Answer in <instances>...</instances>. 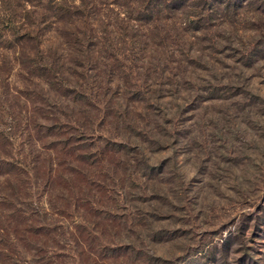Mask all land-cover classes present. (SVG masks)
I'll use <instances>...</instances> for the list:
<instances>
[{
	"label": "rangeland",
	"instance_id": "obj_1",
	"mask_svg": "<svg viewBox=\"0 0 264 264\" xmlns=\"http://www.w3.org/2000/svg\"><path fill=\"white\" fill-rule=\"evenodd\" d=\"M8 6L24 15L0 0V263L264 264V0H177L170 18L130 0L146 19L116 27L123 7L74 11L41 54L4 35ZM94 34L116 60L55 50ZM44 86L59 107L31 111Z\"/></svg>",
	"mask_w": 264,
	"mask_h": 264
},
{
	"label": "trees",
	"instance_id": "obj_2",
	"mask_svg": "<svg viewBox=\"0 0 264 264\" xmlns=\"http://www.w3.org/2000/svg\"><path fill=\"white\" fill-rule=\"evenodd\" d=\"M11 1H13V6L22 8V10L24 11V15L21 17V21H15V17L18 18V16L16 13H14L11 7L8 6L7 10L9 12L6 13V15H3L1 18V21H2L1 28L2 30H4V35L6 34V31H11L12 32L11 35L13 36V33H14V36H16L18 39H24L25 37H28V36L32 37L34 41L35 40L37 41V45L35 44V52H38L40 54L45 53V51L49 53L50 50L52 49L50 46L51 45L50 43L49 45H45L46 49H44L45 47L41 48L39 44L40 43L43 44V41L49 42L51 41V39L56 40L55 37L59 35L57 34L59 33L57 27H58L59 22L62 21V18L60 16L63 14H70L71 12H74V11L85 12V14L89 16V18L91 19V16L95 12H101V11L106 12V10H112L113 9L112 6H114L116 8L123 7L124 11L120 12V11L114 10L115 11L114 12L115 14L113 13L114 16L112 18L106 19L107 26L116 27L119 24L120 25L123 24L126 26V25H129L131 22H136L137 20H140V19H146V16L145 18L143 17V15L145 14L142 12L139 13L140 15L136 13L135 18L131 17L132 15L130 14L132 13V10L129 9V6H128L130 0H109L107 2L105 0H78V3H75L74 0H11ZM140 1H143V0H140ZM144 1L147 2L148 7L143 8V11L148 12L147 16L149 18H151L153 13L158 14L163 10H165V14H166L164 17L170 18V15L167 12V10H169L170 7H173L177 0H144ZM125 4H127L126 7H124ZM39 9H40V13H38ZM71 32L72 34H75V35H77L78 33V31H71ZM46 35L48 36V38L45 39ZM2 36L3 34L0 35V37ZM97 39H99V37H96L95 34L90 35L89 37H86V39L84 40L85 45L83 46V48H82V45L78 43L77 38L75 42L73 43V45H71L67 41L59 40L58 41L59 44L57 43L58 47L56 46L57 49L55 50L58 51L62 57H64L65 55L67 56L69 55L70 57L72 51L76 53L82 50L81 53L83 55L85 53L86 56H92V54H95L94 56L98 57L100 60L98 61V63H101V64L106 62L108 59H112L113 61L116 60L117 59L116 55L113 52H111V49H112V46L118 42V40L112 37L110 40L107 38L105 42L104 41L101 42V40L98 41ZM99 43H100V47L105 46V48L102 51L99 50V47H98ZM75 44H78L79 48H76ZM107 51H109L110 53H106ZM31 54H34V53H31ZM15 56L16 57H14L13 59L14 60L16 59L17 64L20 65L21 69H23L24 66L22 65L21 58L23 57L24 59L28 58V57H25L26 56L25 51L17 50V52L15 53ZM68 66L74 68V70H77L75 67L83 66V65L81 63H74V64L72 63V65H68ZM83 67H86V63H85V66ZM93 69L94 68L92 66L85 68V70H88L90 72ZM90 76L93 78V74H90L89 77ZM60 81L64 84L62 85V88L63 89L65 88L67 92L68 91L71 92V90H74V88L69 87V85L65 82V78H62ZM93 81L95 80L93 79ZM94 87H95V84H94ZM39 96L42 97V101L44 102L39 103V104H36V102H34L30 108L31 111H35L37 108H40L41 110H43V112H48L50 108L56 110L55 106L56 105L58 106L59 103L58 104L56 103V98H54V94H52L51 90L47 88V86H44V92H41ZM47 98H50V99H47ZM47 116L51 117L48 113H47ZM9 128L10 127H8V129ZM63 128H69V127L63 126ZM56 165L58 164L56 163ZM9 180L10 179L8 177L2 176V179L0 182V187L2 190L8 186ZM16 216L19 217L18 215ZM4 235H5V238L1 237L2 233H0V251H4L6 250V248L13 247V243L9 241L10 238L8 237V234H4ZM0 264H3V263L1 262Z\"/></svg>",
	"mask_w": 264,
	"mask_h": 264
}]
</instances>
